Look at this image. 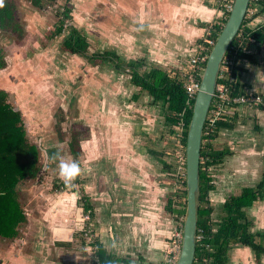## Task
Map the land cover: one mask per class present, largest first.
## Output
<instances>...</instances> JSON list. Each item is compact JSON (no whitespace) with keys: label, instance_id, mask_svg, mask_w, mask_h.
I'll use <instances>...</instances> for the list:
<instances>
[{"label":"rangeland","instance_id":"374dc122","mask_svg":"<svg viewBox=\"0 0 264 264\" xmlns=\"http://www.w3.org/2000/svg\"><path fill=\"white\" fill-rule=\"evenodd\" d=\"M9 1L13 7V23L18 28L0 29V49L6 64L5 69L0 70L1 89L8 94V102L16 109L20 107L22 100L25 99L27 102L28 98L32 100L31 107L35 109H40L39 105L45 104V111L49 112L48 118L51 120L50 127L52 128L45 130V128L39 127L44 130L41 134L39 133L40 138L49 140L44 146L45 150L43 149L46 153H42L38 149L42 169L35 180H28L21 188L20 200L22 209L27 214L28 224L20 227V234L14 237L15 245H19L20 248L10 250L11 255L9 256H4L7 255L3 252L4 249L0 251V264H64V259L68 261V258L72 260L71 264H93L94 248L88 244L93 241L92 238L101 239V236L98 228L95 231L92 229L94 222L90 220L88 214L83 212V209L79 214L83 187L70 185L68 193H65L64 196L54 193L55 184L61 186L63 179L59 175L53 157H57L59 162L61 160L74 161V158L66 159V152H62L63 146H65L62 142L69 140L70 134L67 131L73 126L77 130L75 132L82 133L83 138L86 139L85 148L92 152L95 151L93 147L97 150L93 160L90 158L87 161L88 164L83 156L76 160L81 176L85 171H89L90 173L97 172L100 177L106 176L108 173L111 175L109 176L111 179L114 176L115 165L120 162L118 158L121 153L126 151L125 154L130 159H134L132 157L134 153L138 156L142 163L141 168L146 171V175L148 171L146 182L152 187V199L156 193L157 195L154 200L150 201L149 199L148 202H145L151 207L150 213L154 214L146 216L145 224L142 226L143 236L139 231L134 233L133 230L136 241L133 242L135 247L132 257L136 260L140 256L146 259L145 253H149L148 247L151 246L152 240V238L149 240L148 237L152 236L149 234L150 228L154 226L153 221L161 218L160 222L156 224H160L165 233H163L164 235L160 234L159 241L155 242L154 246L159 249L163 248L164 258H166L171 252L175 226L179 225L178 222L174 221V223L175 218L166 212V204L170 194L184 190L180 180L183 165L178 162L176 155L177 161H173L168 156H157L152 153L161 154L164 151L176 153V145H171V141L174 139L170 137V128L161 115H157L155 130H150L147 124H153V121L150 118L141 120V113L137 109L130 108L129 102H122L127 98L131 100L132 94L128 93L129 95H127L126 90L120 88L118 84L117 87L113 86V83L116 82H113V77L110 76L112 65L104 61L102 56L109 50H115V47L120 49L124 46L123 51L128 52L130 45L134 44L136 57L145 58L150 62V66L163 67V70L167 68L169 73L177 72L178 74V71L180 72V69L188 64L185 54L180 55V42L163 49V51L170 50L174 56L173 59L158 54L162 51L159 46H154V54L146 48H141V43L137 47L135 44L137 41L134 39L133 43L131 38L135 37L138 40L141 34L153 32L160 23L158 19L159 22L155 24L144 20L141 13L126 15L121 11V19L112 21L113 27L112 24L107 26L104 21L108 19L109 15L119 12V7L123 4L121 0H119L121 4L115 0H56V2L47 3L41 9L32 5L29 0ZM202 1L211 7H222L213 17V22L210 24L200 23L202 26L200 38L205 40L208 38L209 32L213 33L216 30V25L223 24L231 0H201V3ZM66 6L71 8L72 18L65 19L64 31L60 35L55 34L59 20L62 18L58 13H62ZM249 17L248 25L250 27L251 24L254 27L264 26V13H261L257 4L253 7ZM178 18L181 20V17ZM175 22H169L166 27H174ZM181 22L183 23L182 20ZM72 29H76L86 36L88 56L73 55L64 50V42L72 34ZM126 34L131 38L127 39L126 43H122L121 39L125 38L117 36L125 37ZM242 36L243 33L240 34V37ZM195 40L194 38L192 41L191 55L195 54L199 46L202 47L201 42ZM251 41L253 42V40ZM161 61L163 62L162 66L159 65ZM18 67H20L21 75L11 76L12 73L19 70ZM35 68L43 73L44 81L34 83L27 80L29 77L36 79V76L39 75ZM122 73L124 72L118 71V76H121ZM12 79L16 83L14 86L8 85ZM183 79L184 76L181 73L179 80L183 81ZM128 80V77L125 76L119 81L125 85ZM259 95L262 94L259 93ZM128 108L137 116L130 117ZM241 115L242 121L233 132H223L213 141L215 149L229 148L230 150V154L224 158L223 163L209 169L210 182L214 185V189L208 193L211 208L214 209L213 221L219 219L220 212L223 211V206L230 197L239 196L244 188L255 187L264 174V110L259 107V110L246 111L242 107ZM61 119L66 120L61 126L63 131H59L57 126L59 124L57 120ZM26 126L29 127L27 123ZM144 127L146 128L144 129ZM46 131L50 134L47 135ZM62 133L64 135L60 138ZM38 139L31 138L30 140L34 145L42 144V140ZM51 147H57L56 156H51L52 153H49ZM50 156L52 158L48 162L47 158ZM161 158L169 164L172 162L177 165V173L166 170L160 161ZM91 163L95 166L89 169ZM100 177L96 176V178ZM88 178L90 179V176ZM107 184L104 181L103 189L107 188L108 191L110 189ZM53 197L57 199L54 203L50 200ZM62 203L69 206L70 209H73L74 206L70 215L68 211L62 209ZM152 203H155V206H152ZM247 213L252 222L250 232L253 234H256L257 231L263 232L264 200L252 205L247 209ZM87 219L88 221H86ZM106 227L107 233L113 232L112 226ZM126 227L127 231L131 232L129 224ZM135 228L138 230V226ZM40 230L43 231L42 239L37 237ZM88 230H93L91 237L84 234ZM81 237L84 241L83 246L81 243L79 244ZM202 238L203 236H201ZM68 241L72 243L71 248L60 247L56 244V242ZM102 241L108 250L126 252L118 240L112 241L106 237ZM11 244H7V246ZM5 245L6 243H0L1 247H5ZM38 247L41 248L40 251L37 250ZM242 249L244 250V248ZM245 250L248 253L241 252V249H232L229 252V263L259 264L255 254L250 249ZM31 258H39L45 263L30 262ZM138 261L147 263L140 258ZM260 264H264V258Z\"/></svg>","mask_w":264,"mask_h":264},{"label":"trees","instance_id":"16d2710c","mask_svg":"<svg viewBox=\"0 0 264 264\" xmlns=\"http://www.w3.org/2000/svg\"><path fill=\"white\" fill-rule=\"evenodd\" d=\"M32 5L39 9L44 8L47 3L56 2V0H29ZM258 6L261 9V13H264V0H259ZM13 7L9 0H0V29L9 30L10 28L17 29L14 25ZM71 8L66 7L62 13H58L62 18L59 20V25L55 34H61L64 31L65 19L72 18ZM225 22V21H224ZM223 22V24H224ZM249 22V20H246ZM244 24V28L241 31L243 36H238L232 44L228 56L233 60V65L230 66L232 74L230 81H224L231 90L234 96L242 97L249 96L251 93H246L242 90L239 83L240 68L239 61L242 57H248L249 54H243L242 46L247 40H253L258 44L261 49L264 47V26H260L255 30H251ZM222 25H216V32H214L215 39L217 38ZM53 38V36H52ZM86 36L80 33L78 30L72 29V34L64 42L63 48L66 51L74 55H80L82 57L88 56V42ZM201 43H203L201 41ZM233 52V53H232ZM232 53V54H231ZM96 57V56H95ZM103 60L109 62L115 67V70L122 71L124 73L130 72L132 77L131 81L133 85L140 88L142 91L148 93V97L153 101L152 104L161 103L163 108V115L167 126L170 128V137L174 140L171 141V145H176L178 148V139L181 138L183 145L186 146V138L188 134V127L193 115L194 100H191L187 95L184 87V81L179 80L181 77V71L172 74L166 70L159 68H152L149 72H140L142 64L136 61L126 62L121 59L115 52L109 50L104 56ZM6 64L3 60L2 51L0 49V70L5 69ZM176 74V75H175ZM16 83L13 79L8 83L10 86H14ZM0 84V241L5 242L17 237L20 234L19 228L28 224V217L26 212L22 209V201L20 200L22 194V186L25 183L33 179L35 180L42 169L40 165L38 149L31 143L28 138V129L25 127L22 115L16 112L13 106L8 102V94L1 89ZM240 107L245 110H251L249 107L239 104L233 108L239 110ZM48 113L46 118H48ZM240 115V114H239ZM237 116L233 117L224 116L216 125L215 134L208 136V130L205 131L207 136L204 137V146L202 150V158L207 159L205 163H201V195H200V215H199V235L204 234V241L198 242L197 255L195 264H206L204 258L210 256L211 261L209 264H230L229 252L232 249H250L255 254L257 262L260 264L264 258V231H257L256 234L250 232L252 222L248 218L247 209L251 208L256 202L264 200V174L255 187H247L242 190L239 196L230 197L229 201L225 204L221 220L217 223L211 220L212 208H205L204 204L208 203V193L214 189V185L211 184V180L207 174V167L218 166L223 163L224 158L230 154L229 148L224 150H217L214 148L213 141L220 137L223 132H233L237 127ZM58 121L59 131H63L62 124L66 120L61 119ZM51 120H49L50 128ZM41 124V123H40ZM184 124V129L181 137L179 136V125ZM74 126L68 129L67 133L70 134L68 141H63L65 144L64 150L74 158V161L83 156L85 146H83V134L76 133ZM64 135L62 133L61 136ZM210 141V142H209ZM170 145V146H171ZM175 147V146H174ZM157 156H168L173 161H177L176 153L164 151L161 154L152 152ZM85 154V153H84ZM55 161L56 168L59 171V161ZM165 169L171 173H177V165L169 164L165 160L160 159ZM51 165V162H50ZM97 165V164H96ZM95 164H93L94 167ZM90 167V168H91ZM89 170V169H88ZM89 171L84 172V176L77 175L69 184H66L63 180L61 186L55 184L54 193L69 191L68 186L80 185L84 188L85 181H87V174ZM184 188H186V182H183ZM81 187V188H82ZM82 188V189H83ZM186 189L182 191H176L169 195L166 204V212L175 219L173 222H178L179 226L183 225V219L186 213ZM79 207L83 208V212L88 214L93 219L94 205L89 201L86 195L80 199ZM174 222V223H175ZM178 226V227H179ZM177 227V226H175ZM216 227V232H213ZM94 231L96 226L93 225ZM93 230H91L93 232ZM85 234V233H84ZM37 237L43 238V231L38 232ZM93 241L88 244L93 246V255L96 259V264H143L142 262H135L129 257L119 256L115 251L108 250L101 240L92 238ZM83 237H81L79 244L83 246ZM60 247L71 248L70 242H56ZM208 246L213 248V252L208 253ZM40 247L37 248L40 251ZM83 249V248H82ZM84 253V249H83ZM142 260V258H141ZM42 262L39 258H31L30 262ZM165 264V261L162 263Z\"/></svg>","mask_w":264,"mask_h":264},{"label":"crops","instance_id":"0c3cea01","mask_svg":"<svg viewBox=\"0 0 264 264\" xmlns=\"http://www.w3.org/2000/svg\"><path fill=\"white\" fill-rule=\"evenodd\" d=\"M122 4L120 5V10L118 13H116L119 17H115V20H120V12L122 11ZM164 9L166 11V14L168 15L167 23L163 24L164 26H161L160 28H155L153 32H147L144 34H141V36L138 38H131L128 34H126L125 37H122V35H118V38H125L124 40L121 39L122 43H126L127 39L131 38L132 42L134 43V39L137 41L135 43L141 48H146L151 53L154 52V46H159V48L162 49L158 54L163 55L166 58L173 59L174 56L171 54V51L165 49L168 48L172 44L176 42H180V50L182 54H185L187 57V60L190 59L192 56L191 49H192V41L195 38L197 42H201L202 38H200V34L202 32V26H200V23L210 24L213 22V17L218 13V9H222V7H211L209 5H206L201 3V0H166V3L164 4ZM217 11V12H216ZM126 15H131V13H128ZM181 17V20L178 18ZM119 18V19H118ZM144 20H147L150 23L155 24L158 22L154 19V21L151 20V18H146L145 15H143ZM149 19V20H148ZM160 22L163 20V18H160ZM178 20V21H177ZM171 21L175 22L174 27L167 28L166 25ZM162 24V23H161ZM248 27L251 30H255L258 27H254V25L251 24V27L248 25ZM254 27V28H252ZM184 32V34H183ZM189 32V33H186ZM186 33V34H185ZM182 34V36H181ZM181 36V37H180ZM188 38V39H187ZM195 40V41H196ZM194 41V42H195ZM131 42V43H132ZM139 42V43H138ZM242 46V52L243 54H249L248 57H242L239 61V68H240V78L239 83L242 87V90L246 93H261L264 96V47L260 49L258 44H256L254 41L247 40L244 44H241ZM122 48L117 49L114 48V51L121 59L125 60L126 62L130 61H136L142 64V69L140 72H149L152 68H155L153 66H150V62L146 61L145 58H141L139 56H135V46L130 45L128 52H124ZM151 49V50H150ZM195 49V48H194ZM125 53V54H123ZM189 54V55H187ZM174 63V62H173ZM163 62L161 61L162 66ZM158 65V64H157ZM158 68V67H157ZM163 70V67L159 68ZM182 69V68H181ZM180 69V70H181ZM164 70L168 71L169 69L165 68ZM169 72V71H168ZM120 75V74H119ZM110 76L113 77V86L117 87V84L120 88L125 89L127 92V95L132 94L131 100L129 98L123 99L122 102L130 103L129 107H135L139 108L141 111L145 112V110L148 109V103H145L146 98L148 97V93L142 91L140 88H137L133 85L131 79L130 72L129 73H122L121 76H118L117 70H115V67L113 66L112 71L110 72ZM125 76L128 77V82H126L125 85L122 84V81H119L120 79H123ZM41 78V77H40ZM119 80H116V79ZM37 82V79H36ZM42 82V81H40ZM129 93V94H128ZM28 102V103H27ZM27 102L24 99V104L20 105V107L17 109L15 107L14 110L16 112L21 113L22 118L24 121H26L28 126L37 125L38 127H43L45 129H49V120L46 118L47 112L45 104L39 105L41 106L40 109H32V100L30 98L27 99ZM151 104V103H149ZM12 105V104H11ZM45 108L43 109V107ZM25 108H27L31 115L35 116L36 121L39 123L34 124V121L31 117L26 115ZM231 114L229 117H233V115L237 116V122L238 124L242 121L241 120V112L242 107L239 108V110L230 108ZM240 114V115H239ZM27 117V118H26ZM87 120V119H86ZM41 123V124H40ZM237 124V125H238ZM32 129V127H29ZM230 133V132H228ZM31 141V140H30ZM86 142V139L83 140V146ZM64 147V146H63ZM57 148V147H56ZM94 152L89 151L88 149H84L83 158L87 161L92 158H94L95 153L97 152L96 148ZM126 152V151H125ZM125 152L120 154L119 156V163H117L114 167V176L109 179L108 173L106 176L100 177V175L97 172L93 173H86L87 178L90 176V179H86L84 188L82 189V196L86 195V197L89 198V201L94 205L93 213L94 217L91 218V221L94 222V225L96 228H98V231H100L101 239L97 238V240H104V238L112 239V241L118 240L120 241V246L124 247L126 252H117L115 251L119 256L124 257H131L133 261L137 262L138 259L142 258V261H146V264H162L165 261L164 254H163V248H157L154 246L155 242L159 241L158 238L161 236L160 234H163V230L161 229L160 224H156L160 222V220H155L154 226L150 228L149 234H152V236H148L149 240H151V246L149 248V253H145L144 259L142 256H140L137 260L132 257L134 253V245L133 242L136 241V237L133 234L136 233V231H139L142 234V226L145 224V218L146 216H151L154 213H150L151 207L146 205L145 202H148L155 199H152V187L146 182L148 178V171L146 175V171L141 168V161L139 160L138 156L134 153L132 154V157L134 159H130ZM120 163H123L122 165ZM88 164V163H87ZM90 166H93V163L89 164ZM93 168V167H91ZM89 168V169H91ZM132 168V169H131ZM146 169V168H145ZM94 174V175H92ZM96 176L100 178H96ZM104 181H106L107 187H109L110 190L107 191L103 189ZM154 192V191H153ZM68 193V191L60 192V194ZM58 192H56L55 195H57ZM53 203L57 200L56 198L50 199ZM65 200V198H64ZM65 203V202H64ZM64 203L61 204L62 209L65 211H68L69 215L73 211V209H70L69 206H66ZM155 203H152V206ZM81 213L82 207H79ZM86 214V213H85ZM163 218L165 216H162ZM132 220H134L132 222ZM157 221V222H156ZM69 222H71L69 220ZM130 226L131 232L127 231L126 225ZM106 226L110 228L112 226L113 232L110 234L107 233ZM135 226H138L135 228ZM53 231V229H52ZM51 231V233H52ZM107 233V234H106ZM52 239V238H51ZM70 241V240H69ZM68 241V242H69ZM1 244L6 243L5 247L0 246V251L5 252L9 256L11 255L10 250H14L17 247L20 248V246L15 245L14 239L7 240L5 242H1ZM11 245L7 246V244ZM104 243V242H103ZM105 244V243H104ZM111 248L113 249L114 246L112 245ZM241 252H247V250L241 249ZM248 253V252H247ZM85 255V252L83 253ZM93 264H96V259L93 255ZM71 259L68 258V261L64 259V264H71ZM74 262V261H73ZM145 264V263H143Z\"/></svg>","mask_w":264,"mask_h":264},{"label":"water","instance_id":"95a60500","mask_svg":"<svg viewBox=\"0 0 264 264\" xmlns=\"http://www.w3.org/2000/svg\"><path fill=\"white\" fill-rule=\"evenodd\" d=\"M250 3L251 0H233L232 9L224 19L220 34L209 52L200 90L194 101L185 146L186 213L183 219L182 247L176 264H195L196 261L201 203V158L207 119L224 59L243 28Z\"/></svg>","mask_w":264,"mask_h":264},{"label":"built area","instance_id":"2783aa9c","mask_svg":"<svg viewBox=\"0 0 264 264\" xmlns=\"http://www.w3.org/2000/svg\"><path fill=\"white\" fill-rule=\"evenodd\" d=\"M258 1L259 0H251L250 8L247 14L248 19H250L249 15L251 14L253 7H255L256 4L258 5L257 3ZM231 9H232V3L228 7V12H230ZM214 32H216V30ZM214 32L208 33V38L202 40L203 42L201 43L202 47L200 48L199 46L196 49L195 54H193L188 60V64H186V66L182 68L183 70L181 69L182 71L180 70L184 76L183 81H184L185 90L191 100H194L196 98L197 93L200 90L201 78L207 62V58L212 46L216 41L215 37L213 36ZM232 60L233 58L231 59L227 54L221 68L219 83L216 88V94L214 96V100L212 103L210 114L207 119V124L205 129V131L208 130V134H209L208 136L215 134L217 123L220 121V119H222V117L230 116L231 114L230 108H233L237 104H239L240 106L245 105L249 107L251 110H255V109L259 110V107H261V109L264 110L263 95H259L258 93H256V94H250L249 96L237 97L231 93L229 86L224 83L225 80L232 82L230 79V76L232 74V70L230 66L233 65ZM178 129L180 131L178 137H181L184 129V124H180ZM205 135L207 136V133H205ZM176 156L178 162L179 163L181 162L183 165V167H181L182 175L180 174V180L183 183L184 179L186 182V161H185L186 159H185V146L183 145L181 138L178 139V148L176 149ZM86 221H88V219ZM178 226L179 225L175 227V234L172 241L171 252L168 256H166L165 264H176V262L178 261L182 247L183 225H180L179 227ZM85 236L91 237L92 231L88 230L85 233ZM199 240L200 237L198 236V242Z\"/></svg>","mask_w":264,"mask_h":264},{"label":"flooded vegetation","instance_id":"af4514ba","mask_svg":"<svg viewBox=\"0 0 264 264\" xmlns=\"http://www.w3.org/2000/svg\"><path fill=\"white\" fill-rule=\"evenodd\" d=\"M91 1H93V0H91ZM115 1H117L119 4H121L120 3V1L119 0H115ZM121 2H123V6H122V11L125 13V14H128V13H131V14H133V13H137V14H139V13H141V15H145L146 16V18H151V20L152 21H154V19L155 20H161L160 18H163V20L156 26V28H160L161 26H164L163 24L165 23H167V17H168V15L166 14V11H165V9H164V4L166 3V0H126V1H122L121 0ZM67 7V6H66ZM115 17H119L117 14H112V15H109L107 18V20H105L104 22H106V24H107V26H109V25H111L112 24V27H113V23H112V21H114L115 20ZM110 18H112V19H110ZM149 20V19H148ZM158 21V22H159ZM162 23V24H161ZM70 54H72V53H70ZM74 55V54H73ZM18 69L19 70H17L16 71V73H12V75L11 76H14V77H16V76H20L21 75V70H20V67H18ZM35 71H37L38 73H39V75H37L36 76V79H37V82H36V79L35 78H33V77H29V79H27V80H29V81H32V82H34V83H39L40 81H44V77H42L43 76V73H41V71H39V69L38 68H35ZM10 76V77H11ZM41 77V78H40ZM43 78V79H42ZM5 81V80H4ZM6 82V81H5ZM2 85V84H1ZM22 105L24 104V100H22V102H20ZM145 103H148V109L147 110H145V112H143V111H141L139 108H135V107H130V108H135V109H137L140 113H141V116H140V118H141V120H143V119H146V120H148V118H150L152 121H153V124H147V126L149 127V129L150 130H155V127H156V121H157V115H161V117L165 120V117H164V115H163V113H162V111H163V108H162V104L161 103H155V104H152L153 103V101L151 100V98H149V97H147L146 98V101H145ZM149 103H151V104H149ZM130 104V103H129ZM128 104V105H129ZM32 109H33V107H32ZM129 109V108H128ZM25 111H26V115H28L29 117H31L33 120H35L34 121V124H37V123H39L38 121H36V119H35V116H33V115H31L30 114V112H29V110L27 109V108H25ZM128 112H129V116L131 117H136L137 115H135L134 113H132V111H131V109H129L128 110ZM27 118V117H26ZM23 119V118H22ZM23 122L25 123V127L27 128V126H26V121H24L23 120ZM165 123H166V121H165ZM27 124H29V123H27ZM29 127H32V129L31 128H29ZM27 129H28V138L29 139H31V138H39L40 140H42L40 137H41V133L42 132H44V130H41L39 127H38V124L37 125H32V126H29ZM50 128H52V127H50ZM146 127H144V129H145ZM46 130V129H45ZM48 131V130H47ZM46 131V132H47ZM40 133V134H39ZM48 134H50L49 132H47V135ZM69 139H70V137H68ZM38 139V140H39ZM39 140V141H40ZM32 142V141H31ZM42 144H40V143H38L37 145H35L36 146V148L37 149H40V151L43 153V152H45L44 150V146H46V143H48L49 142V140H48V138H44L42 141ZM210 142V141H209ZM44 143V144H43ZM204 143H205V141H204ZM33 144V143H32ZM203 146H204V144H203ZM44 149V150H43ZM56 151H57V149L55 148V147H51L50 148V151H49V153H52L51 154V156H56ZM62 152H66V154H67V157H66V159H68V158H72L71 157V155L68 153V151L65 149L64 150V148L62 149ZM46 153V152H45ZM50 156V158H47V161L49 162V159H51L52 157ZM54 159H57V157H53ZM207 161V159H203V158H201V163H205ZM211 167H213V166H209V167H207L206 169H207V174H208V176H209V178H210V175H209V169L211 168ZM182 187H184L183 186V183H182ZM185 189V188H184ZM210 192V191H209ZM229 201V200H228ZM228 201H226L225 202V204L228 202ZM225 204H224V206H225ZM224 206H223V209H224ZM204 207L205 208H211V204H210V199L208 198V203H205L204 204ZM212 210H213V212H212V214L214 213V209L212 208ZM222 213H223V211L222 212H220V216H219V219L218 220H215V221H213V219H212V214L210 215L211 216V220L213 221V222H215V223H217V222H219L220 220H221V215H222ZM216 227H214V229H213V232H216ZM164 235V234H163ZM198 236L200 237V240L199 241H201V240H203L204 241V238H205V235L204 234H201V235H199V233H198ZM201 236H203V238L201 239ZM243 247H241V248H239V249H242ZM239 249H237V250H239ZM211 252H213V248L212 247H210V246H208V253L210 254ZM211 261V258H210V256L209 257H207V258H204V262L206 263V264H209V262ZM196 262V261H195Z\"/></svg>","mask_w":264,"mask_h":264},{"label":"clouds","instance_id":"9594fccd","mask_svg":"<svg viewBox=\"0 0 264 264\" xmlns=\"http://www.w3.org/2000/svg\"><path fill=\"white\" fill-rule=\"evenodd\" d=\"M231 3L233 4V0H231ZM229 12H227L228 15ZM248 14V12H247ZM246 20H250L246 18ZM246 22V21H245ZM245 24V23H244ZM246 26L248 27V22H246ZM224 24H222L223 26ZM244 28V25H243ZM242 28V30H243ZM249 28V27H248ZM259 28V27H258ZM241 30V31H242ZM221 31V30H220ZM220 34V33H219ZM218 34V35H219ZM241 32L238 36H240ZM237 36V37H238ZM218 37V36H217ZM203 40V39H202ZM201 40V41H202ZM251 40V39H250ZM242 44V42H241ZM80 172L79 164L76 161H68V160H61L59 163V175L64 180L66 184H69ZM186 189V188H185Z\"/></svg>","mask_w":264,"mask_h":264}]
</instances>
